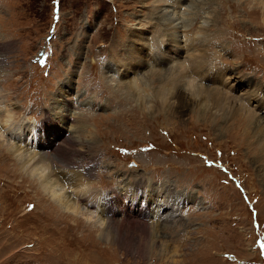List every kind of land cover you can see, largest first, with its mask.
Wrapping results in <instances>:
<instances>
[{
	"label": "rangeland",
	"instance_id": "374dc122",
	"mask_svg": "<svg viewBox=\"0 0 264 264\" xmlns=\"http://www.w3.org/2000/svg\"><path fill=\"white\" fill-rule=\"evenodd\" d=\"M59 2L60 18L50 38L53 65L45 75L31 60L48 33L52 0H0V62L4 64L0 114L6 113V107L13 114L8 132L23 128L22 120L40 119L43 113L44 126L49 127L48 121L59 123L52 114L65 104L71 118L66 125L60 122L58 129L54 125L59 133L55 139L68 136L76 125L85 126L88 131L79 140L94 141V145L87 151L85 143L75 144L68 155L79 159L82 166L98 158V163L92 161L98 166H92L90 183L95 192L109 185L118 188L122 177L132 178H123L118 189L128 204L125 198L119 199L123 207L116 210V217L123 218L124 225L154 228L156 241L146 245L138 231L126 237L118 225L110 227L109 236L101 235L102 225L93 206H86L87 193L77 199L83 206L79 214L60 208L38 184L36 174H29L7 150L13 136L4 133L0 136V264H264V161L261 164L258 154L248 152L242 141L245 135L238 126L244 120L234 124L232 117L224 118L219 111L202 116L196 108L158 110L153 90L166 78L162 76L159 82L160 78L153 77L152 86L146 87L121 58L127 32L139 27L150 39L155 27L148 16H157V10L165 8L178 25L168 38L176 36L184 46L185 29L192 26L193 34L201 29L212 39L211 48L215 46L208 50L216 57L213 61L220 66L228 61L230 69L224 72L223 81L239 79L227 89L219 78L217 86L264 119V0ZM153 8L156 13H149ZM135 46L149 57V45ZM169 47V65L174 71L167 73L170 79L173 73L184 74L189 59L185 48ZM235 68L238 74L231 75ZM188 78L176 86L186 95L199 85L198 78ZM67 80L70 88L63 92ZM75 94L79 103L85 101L78 107L73 105ZM92 101L101 106H91ZM20 145L35 153L30 145ZM144 175L155 182L148 183ZM131 187L135 191L128 196L121 190ZM68 189L64 187L74 197ZM141 200L147 203L144 208ZM28 201L34 205L31 209ZM185 205L188 211L182 210ZM99 214L101 220L106 219ZM133 217L160 221L151 224Z\"/></svg>",
	"mask_w": 264,
	"mask_h": 264
},
{
	"label": "bare ground",
	"instance_id": "6f19581e",
	"mask_svg": "<svg viewBox=\"0 0 264 264\" xmlns=\"http://www.w3.org/2000/svg\"><path fill=\"white\" fill-rule=\"evenodd\" d=\"M156 1L163 2L165 0H156ZM197 7L198 5L195 6V8ZM153 9L149 13H154V12L156 13V10L154 9L153 11ZM148 17H149L148 22L151 23L153 27H155V30L153 31L151 38L149 39L148 37H146L143 29H140L139 27H135V29L131 28L127 32L129 34V37L128 40L124 43L125 45L123 47V53L121 54V58L124 64H126V68L127 69L130 68V70H132L135 73V75L138 77L139 82L146 87L152 86L151 83L154 81V80L152 81L153 77L156 79L160 78L159 82L160 80L163 81L162 80L163 77L166 78L165 80L167 81L170 80V82L165 81L162 85H160L156 89L154 88L153 90L154 92L153 97L156 103L154 104L157 106V109L172 110L175 109L176 107L178 108L180 107L181 109L187 110L189 108L192 109L196 108L197 110H195V112L200 113L202 116L206 114L212 115L216 113V111L217 112L219 111L224 118H226L227 116H229V118L232 117L231 120L234 119V124H238L237 123L238 121L244 120L243 125L238 126L241 128L242 133H244L245 135V137L242 138V141L247 146L248 152L252 153L253 151L254 155L258 154L257 155L259 157L258 160L262 164L264 161V119L258 116L257 117L254 116L255 114L252 113L249 109H247L245 105H243L242 103H238L236 100L234 101L233 98H230L229 96H226L227 92L224 91L225 89L217 86L218 85L217 81H219L218 80L219 78H221L222 81L221 84H223V86L224 83L225 85L227 83L226 85L227 89L232 87L234 83L239 82V79H237V77H231L230 82L232 81L233 83L228 87V84L230 82L228 83L227 81H223L224 72L230 69V67H227L228 65H226L228 61H225L226 63L224 66H220L216 63V61H213V59L216 58L215 55L212 56V53H208V50L215 48L214 45H216L217 43L214 42L213 44L214 47L211 48L210 42L212 41V39L207 38L201 29H199V32L195 31V34H193V32H191V28H192L191 26L185 29L187 31L186 33L187 41L185 40L186 43L185 44L183 43L184 46L183 45L181 46L176 36L174 38H170V39L168 38V35H170L171 33L175 34V32H177L176 30L178 26L174 24L175 18L172 15V12L169 13L168 10L162 8L159 9V11L157 10V16H148ZM140 21H142V19H140ZM140 21L139 22L137 21V23H140ZM162 38L168 42V44L165 45L164 47H161ZM136 43L141 44V46L143 45L145 46V44L150 46V51H149L150 55L149 57L148 55H146L148 57L147 59L145 55L140 52L139 48L135 46ZM169 44L170 45L173 44L174 48H176L175 50H179V48L181 49L185 48L187 51L186 55H188V59H189V63H188L189 68L185 69L186 71H184V74L180 73L181 75H179L173 73L174 77L170 79L167 77V73L169 71L170 72L173 71V68L170 67L169 65V61L171 57L170 56L171 49L169 47ZM220 47L221 48H219V50H221L222 52L225 51L226 47L224 45ZM3 65L4 64L0 62V72L2 71L1 66ZM233 73L238 74L236 68L231 69L230 74L232 75ZM191 76L198 78L199 85H195L193 88H191L190 91L188 92L190 93V95L187 93L189 95L188 96L186 94H182L181 93L182 91L180 89H177L176 86L181 85V82L183 81L189 80L188 77ZM65 82L66 83L63 82L64 86H62L63 89H61L63 92L67 91L70 88V84H71L70 80H67ZM203 82L204 83L209 82V83L203 84ZM126 85L127 84H125V86ZM132 85L133 84L129 86L131 87ZM60 88L59 90H57V93L59 95L60 93H63L62 91L60 92ZM251 99L254 100L255 98L253 97ZM64 100L65 99H63V101ZM249 100L245 99V101L247 102ZM58 107L59 110L56 113H54L56 116L52 114V117L54 119H58L59 123L62 122L63 125L64 123L66 125L71 118L69 116L68 110L65 107V104H63V106L59 105ZM6 110H7L6 113L1 112L0 114V117L2 116L1 123L3 122L1 125V127H3V130L2 131L0 130V136H4V133H7L9 135L11 134L13 136V140L11 139L12 141L10 143L9 140L7 142L8 143L7 150H9L10 153L13 154L14 158L18 161L19 164H21L23 167H26V169L28 168L29 174L32 175L36 174L35 176L37 178L38 184L46 191V193H48L49 197H51L54 201H56V203L60 208L71 210L74 213H78L83 209V206L79 203L77 199L84 198L87 193V198H85L86 203L88 200L89 204L95 206L96 210H94V212L97 214L96 220L99 222V225H102L103 227V228L101 227V232H100L101 235L105 237L109 236L110 235L109 233L112 232L109 230L110 227L114 228L117 227L118 225L117 228L122 227L123 230L125 231V233L123 234H125L126 237H128L129 235L132 236L134 235V232L138 231L140 233L138 235H140L143 238V241L146 245L153 243V241H156L155 240L156 233L155 231L151 230L154 228H150V226H145L144 228L140 229L134 226V223L132 222H128V224L132 223L130 225H124V223H122L123 218L117 219L116 210L123 207V206L120 207L118 205L119 199L121 198L124 199L126 197L124 195L119 194L120 190L115 188L116 190L112 189L111 192L106 191V195L111 194V198L107 201L106 204H98V205L95 204L96 193L94 194L92 193L89 195V192H87L91 190L90 183H91L92 167L86 166L87 164L85 166H82L79 164V159H76V157L74 158L70 157L68 155L69 151H71V149L75 147V144H78L79 147L84 145L82 143H85L88 147V149H86L87 151H89L90 150L89 148H91L94 145V141L90 143L89 140L85 142H82L83 140H79V136L82 135L85 136L88 131V130L86 131L85 126L76 125L74 127L77 128V129L75 128L77 131H75L74 129L73 131L70 132L68 136L55 139V137L59 136V133L55 132L56 130L53 128L56 126L58 129L60 128L61 125L57 122H54L55 124H52L50 121H48L51 124L49 127L48 125L39 126L38 129L40 133V141L38 140L34 141L33 144L35 148H32V150H34L35 153L33 152L29 153L25 151L26 148L22 149L21 147L23 146L20 145V143H24V146L26 147V145L29 144L28 141L27 142L24 141L25 138L23 136L25 134V129L20 127L14 131L8 132V129L13 122L12 120L13 114L7 107ZM50 115L46 116L49 120L51 119ZM61 115L63 117H60ZM46 129H47V133H46ZM49 130L50 132H52L51 134L49 133ZM49 139L51 140L49 141ZM55 140H60L58 145H55L54 142ZM252 145H254L253 146L254 150H250L251 148L250 146ZM42 146L43 148H41ZM30 147H33V145L30 144ZM49 147L51 148V150L48 151ZM81 157L84 158L85 157L84 154L83 155L81 154ZM53 160H56V164H57L56 168L58 167L59 169L61 167V169L54 170ZM91 160L92 161L97 160V163L99 161L98 158ZM97 163H95V165ZM60 175H62V177ZM63 179L69 182L70 187L67 188H69L68 190L73 191L72 193H74V197H72L73 195L70 196V194L67 193L68 192L67 190H64V187L66 186L64 185ZM134 189H132L131 187L129 189L125 188L121 190H123L124 191L123 193L128 196L129 194L131 195V192L135 191ZM148 193H150V196L153 195L152 191ZM132 204L134 205V202H132L131 205ZM90 207L92 208V206ZM97 211L105 215L108 211H111L113 214L112 216H106L105 220L104 219L101 220L100 217L98 216L99 212ZM115 221H117V223H115ZM131 221L133 220L131 219ZM151 227L154 226L151 225ZM114 236L117 235L115 234ZM141 252L142 250H140V253ZM162 253H164V249L161 250L160 254Z\"/></svg>",
	"mask_w": 264,
	"mask_h": 264
}]
</instances>
